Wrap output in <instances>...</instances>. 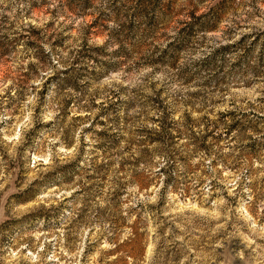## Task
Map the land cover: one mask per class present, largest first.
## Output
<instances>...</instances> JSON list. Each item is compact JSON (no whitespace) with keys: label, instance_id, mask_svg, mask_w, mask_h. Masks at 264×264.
Wrapping results in <instances>:
<instances>
[{"label":"rangeland","instance_id":"1","mask_svg":"<svg viewBox=\"0 0 264 264\" xmlns=\"http://www.w3.org/2000/svg\"><path fill=\"white\" fill-rule=\"evenodd\" d=\"M0 264H264V0H0Z\"/></svg>","mask_w":264,"mask_h":264}]
</instances>
